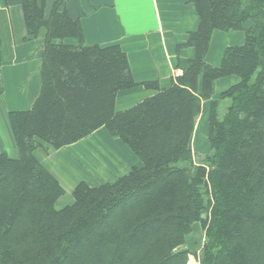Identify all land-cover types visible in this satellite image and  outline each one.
<instances>
[{
  "label": "trees",
  "instance_id": "16d2710c",
  "mask_svg": "<svg viewBox=\"0 0 264 264\" xmlns=\"http://www.w3.org/2000/svg\"><path fill=\"white\" fill-rule=\"evenodd\" d=\"M20 2L28 40L45 35L39 94L7 115L17 157L0 154V264H187L191 254L178 249L196 225L200 264H264V0H193V59L168 89L142 84L154 95L123 112L117 94L138 85L121 48L86 46L64 0L48 11L45 0ZM215 31H242L244 43L211 67ZM231 76L239 82L212 100L215 82ZM205 102L211 152L195 164L190 141ZM99 129L140 167L80 183L59 207L64 190L35 153Z\"/></svg>",
  "mask_w": 264,
  "mask_h": 264
},
{
  "label": "crops",
  "instance_id": "0c3cea01",
  "mask_svg": "<svg viewBox=\"0 0 264 264\" xmlns=\"http://www.w3.org/2000/svg\"><path fill=\"white\" fill-rule=\"evenodd\" d=\"M56 1L45 0L47 11ZM63 5L72 20L80 21L86 46H119L127 57L138 86L117 94L116 112L154 95L141 87L144 83L155 82L159 89H168L194 57V50L186 46L198 25L193 0H64ZM44 35L41 31L37 38L28 40L20 0H0V154L10 158H16L17 151L7 115L30 110L39 94ZM243 43L242 31H215L205 62L218 67L226 48ZM238 82L235 76L217 80L211 99ZM208 112L209 102H205L190 141L195 164L208 155L196 160L194 154L198 132L206 133L207 139ZM204 116L206 122H202ZM35 157L64 190L59 200L64 206L72 203L71 194L78 184L97 187L113 183L140 167L127 147L105 129L60 150L37 151Z\"/></svg>",
  "mask_w": 264,
  "mask_h": 264
},
{
  "label": "rangeland",
  "instance_id": "374dc122",
  "mask_svg": "<svg viewBox=\"0 0 264 264\" xmlns=\"http://www.w3.org/2000/svg\"><path fill=\"white\" fill-rule=\"evenodd\" d=\"M218 90V88H217ZM225 104L221 106V108H225ZM206 122V117H203L202 122ZM207 125V123H206ZM199 148H201V150L199 151ZM195 147L197 151H194L195 154V159L198 160L199 157L204 156L205 154L209 155L211 150H210V144L206 139V133H202L201 131L198 132L197 137H196V143H195ZM204 152V153H203ZM64 203L65 202H58V206L59 207H64ZM203 234L199 228L198 225H196L193 228V231L191 233V235H189L186 238V243L184 246H182L181 248H179V251H188L191 255H189L188 257V261L187 264H200L201 258H202V254H201V249H202V245H203Z\"/></svg>",
  "mask_w": 264,
  "mask_h": 264
}]
</instances>
